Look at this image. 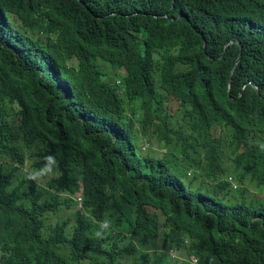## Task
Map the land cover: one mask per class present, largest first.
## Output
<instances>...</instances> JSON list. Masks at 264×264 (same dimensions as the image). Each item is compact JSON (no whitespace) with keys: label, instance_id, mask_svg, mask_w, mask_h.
<instances>
[{"label":"trees","instance_id":"1","mask_svg":"<svg viewBox=\"0 0 264 264\" xmlns=\"http://www.w3.org/2000/svg\"><path fill=\"white\" fill-rule=\"evenodd\" d=\"M13 15L25 20L28 36ZM41 26L58 40L45 44ZM73 54L78 68L66 66ZM240 55L230 97L228 77ZM121 65L144 79L149 95H158L162 79L182 87L183 110L169 117L174 127L193 114L222 122L249 100L250 82L264 89V0H0V264H59L60 258L112 264L119 249L112 235L137 228L149 183L157 175L177 176L166 161L128 153L131 176L119 204L92 216L58 193L61 184L25 187L29 173L20 151L31 113L74 106L89 130L99 129L95 115L107 91L102 76ZM59 126L63 138H77L72 126ZM259 214L258 221L222 230L223 264H264V207ZM105 219L109 229L97 238Z\"/></svg>","mask_w":264,"mask_h":264},{"label":"clouds","instance_id":"2","mask_svg":"<svg viewBox=\"0 0 264 264\" xmlns=\"http://www.w3.org/2000/svg\"><path fill=\"white\" fill-rule=\"evenodd\" d=\"M12 20L17 30L29 35L23 18L13 15ZM39 34L45 44L58 40L47 35L42 26ZM240 60L241 55L229 73L230 97ZM66 66L78 68L77 54ZM102 79L107 91L101 112L95 115L99 129L89 130L74 106L31 113L28 142L20 151L29 173L25 187L31 191V184H61L58 193L69 196L76 208L92 216L119 204L131 176L127 154L141 151L168 162L177 176L157 175L149 183L136 214L137 228L112 235L119 240L112 264H223L217 253L222 230L248 218L250 223L261 219L262 206L229 205L226 200L245 184L251 189L255 181L264 186V89L250 82L253 93L249 100L222 122L193 114L184 119L182 127H174L169 117L179 116L183 110L181 86L162 79L156 87L158 95H149L144 79L123 65L112 72L107 69ZM246 87L242 86L239 96ZM59 124L72 126L77 138H63ZM116 156L124 171L119 169ZM31 162L38 169L32 170ZM109 224L105 219L95 236L103 238ZM73 255V262H78L80 256ZM68 261L60 258L59 264Z\"/></svg>","mask_w":264,"mask_h":264},{"label":"rangeland","instance_id":"3","mask_svg":"<svg viewBox=\"0 0 264 264\" xmlns=\"http://www.w3.org/2000/svg\"><path fill=\"white\" fill-rule=\"evenodd\" d=\"M229 177L227 176L228 180ZM196 182L199 183L200 179H197ZM255 184V188L251 189L247 184L244 185V182H241L240 185H244V189L232 191L226 202L229 205L245 204L264 207V186L257 181H255Z\"/></svg>","mask_w":264,"mask_h":264}]
</instances>
